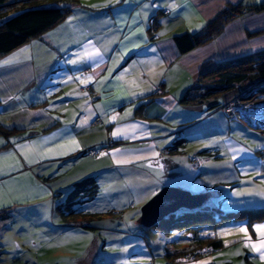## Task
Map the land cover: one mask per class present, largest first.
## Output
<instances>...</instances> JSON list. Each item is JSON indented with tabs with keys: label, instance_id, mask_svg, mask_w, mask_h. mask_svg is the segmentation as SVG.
Returning a JSON list of instances; mask_svg holds the SVG:
<instances>
[{
	"label": "crops",
	"instance_id": "obj_1",
	"mask_svg": "<svg viewBox=\"0 0 264 264\" xmlns=\"http://www.w3.org/2000/svg\"><path fill=\"white\" fill-rule=\"evenodd\" d=\"M261 2L72 1L63 21L0 55V129L20 131L0 132V210L12 209V217L24 207L51 204L53 211L49 200L59 189L58 164H72L88 155L86 149L103 144L99 154H107L81 171L122 177L130 197L121 200L132 198L136 211L164 186L205 194V206L220 200V208L230 210L264 207V195L258 194L264 191V130L229 119L219 109L225 98H201L192 91L182 101L203 72L264 51V10L230 20L212 40L184 54L174 39L202 32L228 5ZM179 139H184L180 148L170 151ZM193 155L200 157L197 169ZM172 241L181 247L178 239ZM222 241L212 250L224 258L217 264H257L252 249H230ZM157 247L166 264H191L168 256L171 246ZM155 259L150 264H164Z\"/></svg>",
	"mask_w": 264,
	"mask_h": 264
},
{
	"label": "rangeland",
	"instance_id": "obj_2",
	"mask_svg": "<svg viewBox=\"0 0 264 264\" xmlns=\"http://www.w3.org/2000/svg\"><path fill=\"white\" fill-rule=\"evenodd\" d=\"M224 10L225 8L218 14ZM200 82L201 85H218L219 83L216 75L201 79ZM230 90H224L227 91L226 94L228 93L226 97H224V92H219L209 98L214 99L215 97L220 101L225 98L227 101L224 103H227L240 94H264V79L244 80L235 83ZM235 112L238 117H241L239 111ZM237 116L229 119H242L246 125L257 130H264V122L260 124L255 120L256 126L250 123L249 119H255L254 115L247 114L246 117L249 119ZM261 118L264 121V116ZM169 150L172 151L171 148ZM260 152L261 159L264 161V149ZM102 154L107 153L102 152L98 157L97 155L82 156L72 164H58L59 174L55 177V181L59 183V189L55 192L56 196L49 200L50 203H54L53 211L51 204L46 202L50 204V207H41L44 204L39 207L30 206L33 208L28 210L24 207L20 209L21 211L17 210L11 218L0 221V264H135V262L150 264L154 257L156 258L154 261L163 260L166 264V256L163 255L161 258L157 255V252H161L157 245L162 246V244L171 246L175 259H187L191 264H200V262L217 264L224 258L212 253L213 249L210 246L204 244L192 248L195 237L198 235L205 238L218 237L223 239L225 244L227 242L230 249L244 247L248 251L251 249L255 251L251 245L259 244L264 240V237H256L254 233L257 225L251 228L249 222L241 221L245 219L201 221L192 229L174 228L170 232H156L154 230L157 229L153 227L147 229L140 220L134 221L143 205H138V211H136L132 202L130 203L132 198L127 201L121 200L123 197H130L129 191L124 192L126 182L122 177L109 176L108 170H104L103 173L96 171V173L88 174L86 171H81L83 167L85 170L89 168L88 166L94 165L96 159L104 156ZM198 158L200 160V157ZM182 159L186 161L185 156ZM89 175L97 176L100 185L99 195L92 201L76 205L81 213L75 214L69 221H64L56 206L66 201L75 182ZM53 180L52 177L51 181ZM225 202L223 201V204ZM127 204L128 206L125 207ZM220 206L221 202L218 200L215 207L221 209L219 211L216 209L219 216L221 212L238 210L237 208L230 210L229 207L220 208ZM124 207L126 209H123ZM242 227L247 228V234L239 230ZM153 237L157 239L155 242H153ZM176 239L181 243L179 248L173 245L172 240ZM149 244H152L151 249ZM255 252L258 255L254 259L255 262L263 264L264 259L260 258L262 249L260 252Z\"/></svg>",
	"mask_w": 264,
	"mask_h": 264
},
{
	"label": "trees",
	"instance_id": "obj_3",
	"mask_svg": "<svg viewBox=\"0 0 264 264\" xmlns=\"http://www.w3.org/2000/svg\"><path fill=\"white\" fill-rule=\"evenodd\" d=\"M72 1L77 2L78 0H0V55L11 52L63 21L72 12L70 6ZM263 10L264 0L255 4L238 3L228 5L223 12L205 25L202 32L198 34L190 32L176 34L174 35L175 42L181 53H187L220 34L230 20L248 12ZM152 24L155 28L158 25L155 17ZM214 75L218 76V85H201V79ZM201 79L193 87L189 88L182 99L183 102L188 100L192 91L200 93L201 98H209L219 92H224V97H226L228 93L226 94L227 91L224 90L231 91L230 89L233 88L235 83L250 79H264V51L221 62L203 72ZM0 132L8 136L20 131L1 127ZM183 140H177L169 148L178 150ZM98 147H107V144ZM85 153L87 154V152ZM99 192L100 185L97 176H86L74 183L66 201L57 205L56 209L64 221H69L72 216L81 213L76 208V205L94 200L99 195ZM203 206L195 210H183L172 214L153 228L163 232H170L174 228L192 229L195 225L200 224L199 222L201 221L213 220L216 222L221 221V219H245L252 228L255 222L264 220V207L221 212L219 216L216 213V209L218 211L221 209L215 206ZM11 215L12 209L0 210V221L11 218ZM202 224L205 225L203 222ZM204 244L216 250L223 246V241L218 237L210 236L205 238L198 235L192 242V248L203 246ZM166 254L172 256V253L168 251Z\"/></svg>",
	"mask_w": 264,
	"mask_h": 264
},
{
	"label": "water",
	"instance_id": "obj_4",
	"mask_svg": "<svg viewBox=\"0 0 264 264\" xmlns=\"http://www.w3.org/2000/svg\"><path fill=\"white\" fill-rule=\"evenodd\" d=\"M205 201V194L193 193L174 186H164L143 204L140 221L146 228H152L172 214L202 207Z\"/></svg>",
	"mask_w": 264,
	"mask_h": 264
},
{
	"label": "built area",
	"instance_id": "obj_5",
	"mask_svg": "<svg viewBox=\"0 0 264 264\" xmlns=\"http://www.w3.org/2000/svg\"><path fill=\"white\" fill-rule=\"evenodd\" d=\"M166 12V11H165ZM164 92L163 87L159 86L157 88V93L162 94ZM263 102V103H262ZM221 110L226 114V116L228 118H236V116L238 114H236L235 111H239L241 114V117H245L247 118V114H252L254 115L255 119H249V117L247 119L250 120V123H252V125L256 126L255 124V120L256 122H260L263 123L264 121H262V118L264 116V94H240L236 97H234L232 100H230L227 103H224L221 105ZM238 117V116H237ZM238 117V118H241ZM253 120V121H251ZM96 123L101 122V117H97L95 120ZM106 149V147H90L88 149H86L85 151L87 152L88 155H98L102 150ZM199 156L197 155H193L191 156L192 159V164L195 167V169H197L199 167Z\"/></svg>",
	"mask_w": 264,
	"mask_h": 264
},
{
	"label": "snow or ice",
	"instance_id": "obj_6",
	"mask_svg": "<svg viewBox=\"0 0 264 264\" xmlns=\"http://www.w3.org/2000/svg\"><path fill=\"white\" fill-rule=\"evenodd\" d=\"M11 61H5L4 63H10ZM115 135V133H114ZM102 155H105V154H102ZM158 155V154H157ZM122 161H118V163H120ZM242 193H238V195H240ZM258 194H261V195H264V191L258 193ZM241 232H244L245 234H247V228H240L239 229ZM256 231L257 232H260L262 235H264V225H259V226H256ZM250 239V237H249ZM251 247L257 251V252H260L261 249H264V240H262L259 244H252ZM239 254V253H237ZM261 259H264V253H261ZM200 264H207V262H200Z\"/></svg>",
	"mask_w": 264,
	"mask_h": 264
}]
</instances>
